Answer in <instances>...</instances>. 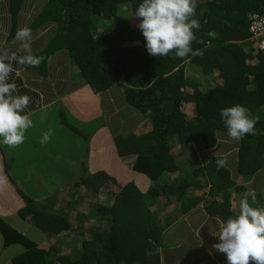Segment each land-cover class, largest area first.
Masks as SVG:
<instances>
[{
    "label": "trees",
    "instance_id": "trees-1",
    "mask_svg": "<svg viewBox=\"0 0 264 264\" xmlns=\"http://www.w3.org/2000/svg\"><path fill=\"white\" fill-rule=\"evenodd\" d=\"M19 1L10 0L15 7L22 5ZM45 2L39 19L54 20L60 29L41 56L65 50L95 93L125 84L128 102L149 115V129L115 139L120 157L132 159L134 171L159 184L166 175L178 173L175 147L215 148L220 137L227 136L219 111L236 104L260 118L254 134L240 140V170L251 175L264 164L261 158L262 164L252 165L258 162L254 156L264 154V55L252 45L249 33L251 15H264V0H197L195 18L201 28L191 47L200 54L184 58L171 52L161 57L147 53L137 27L139 19L131 16L134 24L126 17L141 0ZM195 152L191 174L147 195L132 183L113 194L108 175H90L85 168L72 187L45 185L40 176H36L37 188L32 185L23 191L15 184L16 201L23 206L13 217H0V264H162L158 249L164 243V231L181 212L187 214L204 203L210 217L229 219L226 213L236 184L218 167L219 158L203 166ZM199 179L210 184V198L221 195L222 200L194 195L179 202L188 188L200 184ZM161 195L177 202L173 212L177 215L165 214L164 221L150 208V198ZM85 201L87 215L74 211ZM33 232L42 236L34 241L29 237ZM11 249L17 252L9 256Z\"/></svg>",
    "mask_w": 264,
    "mask_h": 264
},
{
    "label": "crops",
    "instance_id": "crops-1",
    "mask_svg": "<svg viewBox=\"0 0 264 264\" xmlns=\"http://www.w3.org/2000/svg\"><path fill=\"white\" fill-rule=\"evenodd\" d=\"M19 3L22 5L15 7L10 0H0V52L15 53L18 57L27 55L20 47V42H14L16 31L27 26L32 29L33 36L26 42L30 44L32 54L41 56L57 36L60 26L54 20L39 19L46 7L45 0H21ZM69 56L65 50L57 51L52 57H43L40 67L10 62L13 72L10 73L8 82H15L17 94H27L30 97L28 108L21 114H28L33 126L50 132V136L47 142H42L43 134H37L35 143L24 150L21 146L9 148L0 145L1 218L15 216L18 208L23 206L16 201L18 194L8 170L19 168L22 162L20 159H28L31 154L39 151L63 158L65 166H58L56 163L51 166L64 170L53 174L55 183L62 187L78 183L81 180V169L85 168L90 175L101 172L108 175L113 180L108 185L112 193L132 183L144 195L165 183L175 180L180 182L191 174L192 154L196 151V159L199 158L203 166L214 158L224 160L221 168L226 172V177L236 184L235 189L238 191H231L230 212L225 214L226 217L233 218L238 214V202L241 198H248L251 203L252 190L256 195V204L253 206L264 207V164L254 174L246 175L245 171L242 174V141H235L227 136H221L217 146L208 151H198L192 145L176 146L174 154L178 158L180 171L166 175L160 184L153 183L147 176L134 171L133 160L120 157L115 139L139 135L149 129V115L136 110L128 102V87L125 84L114 85L95 93ZM61 120L70 124V127L65 128ZM27 135L30 136L31 133ZM79 136L82 142H76V146L67 144L68 138L77 139ZM253 158L258 159V162L252 165H260L264 154ZM198 183V186L188 188L182 194L186 196L180 198L179 202L194 195H205V199L217 202L222 200L221 195L210 198L208 192L211 186L206 180ZM104 189L108 192L106 187ZM176 203L174 197L161 195L158 199L150 198L151 211L161 221H164L162 217L165 214H173ZM224 222L226 221L221 218L210 217L204 209V203L187 214L181 212L180 217L173 218L164 231V243L158 249L162 264H227L226 255L212 247L219 242V231Z\"/></svg>",
    "mask_w": 264,
    "mask_h": 264
},
{
    "label": "clouds",
    "instance_id": "clouds-1",
    "mask_svg": "<svg viewBox=\"0 0 264 264\" xmlns=\"http://www.w3.org/2000/svg\"><path fill=\"white\" fill-rule=\"evenodd\" d=\"M197 0H141L133 14L139 19L137 25L144 37L147 53L154 57L168 56L184 58L189 53L199 55L191 45L196 40L195 32L201 24L196 16ZM255 13L249 19V33L252 45L264 55L259 48V42L253 37L251 26ZM214 37L215 33L209 32ZM33 33L30 27L19 28L14 36V42L19 41L20 47L28 54L17 56L7 51L0 52V145L14 148L24 143L25 133L33 126L28 114H21L30 104L27 94H17L15 82L9 83L10 73L13 72L11 61L21 65L38 67L42 56L32 54L28 42ZM5 61H9L6 63ZM222 120L228 138L239 141L246 134H254L259 116H254L247 107L236 104L220 109ZM50 132L43 134L42 142H47ZM224 160L218 159V167L224 166ZM256 204L255 191L251 192V203L248 198L238 202V214L227 219L219 231V242L212 247L226 255L227 264H264V207H254ZM215 235V234H214Z\"/></svg>",
    "mask_w": 264,
    "mask_h": 264
},
{
    "label": "rangeland",
    "instance_id": "rangeland-1",
    "mask_svg": "<svg viewBox=\"0 0 264 264\" xmlns=\"http://www.w3.org/2000/svg\"><path fill=\"white\" fill-rule=\"evenodd\" d=\"M126 15H128V14L124 13V16H126ZM126 17L132 19L131 23H134V24L137 23V22H133V18L131 16L130 17L126 16ZM45 132H46V130L42 131L40 128L33 126V128H30L26 131L24 143L21 145H18V147L21 146V148L23 150L26 149L29 145L35 143L34 138L37 134L40 135V134H44ZM27 133H31V135L26 136ZM65 141H66V139H65ZM76 142H82V138L80 136L77 139L68 138L67 144L76 146ZM65 146H67V145L65 144ZM67 154L69 155L68 152H67ZM20 160L22 162L20 163L19 168L10 169L8 171L10 172L9 175H10V178L12 179V181H14V183L17 184V186H19V188L22 189L23 191H27L28 189L31 188L32 185H33V187L35 186L37 188L38 185H36V184H37L38 180L40 181V179H37L36 176H40L41 181L45 182V185H46V183L48 185H53L54 184L53 182H56L55 176L53 174L56 172H59V171H61V172L64 171V170H60L59 168L51 169V165H53L54 162L57 165L64 164V160L62 157L57 158L55 155L51 156V154L49 155V154L42 152V151H39L36 154H31L30 158H28V159H20ZM65 164H64V166H65ZM73 171H75V170H71V172H73ZM32 174H34V175H32ZM69 187H72V186H69ZM66 188H67V186H66ZM58 190H61V187H59ZM103 200H104V198L102 197V201ZM87 204L88 203L86 201L82 202V203L80 202L74 211L83 212V213H86L85 215H87L88 214ZM39 236H42V234L39 232H33V233L29 234V237L31 239H33L34 241L38 240L40 238ZM14 248H16V250H18L19 247H14ZM16 252L17 251H15L14 249H11V251L8 252L7 255L10 256V255H12V253H16Z\"/></svg>",
    "mask_w": 264,
    "mask_h": 264
},
{
    "label": "built area",
    "instance_id": "built-area-1",
    "mask_svg": "<svg viewBox=\"0 0 264 264\" xmlns=\"http://www.w3.org/2000/svg\"><path fill=\"white\" fill-rule=\"evenodd\" d=\"M251 32L258 40L260 50L264 53V15H254Z\"/></svg>",
    "mask_w": 264,
    "mask_h": 264
}]
</instances>
